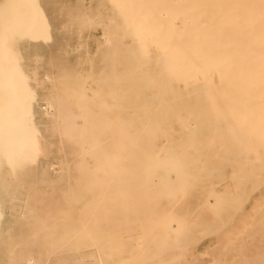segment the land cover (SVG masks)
Listing matches in <instances>:
<instances>
[{"label":"bare ground","instance_id":"bare-ground-1","mask_svg":"<svg viewBox=\"0 0 264 264\" xmlns=\"http://www.w3.org/2000/svg\"><path fill=\"white\" fill-rule=\"evenodd\" d=\"M262 237L264 0H0V264H255Z\"/></svg>","mask_w":264,"mask_h":264},{"label":"rangeland","instance_id":"rangeland-1","mask_svg":"<svg viewBox=\"0 0 264 264\" xmlns=\"http://www.w3.org/2000/svg\"><path fill=\"white\" fill-rule=\"evenodd\" d=\"M262 240H264V237L260 238V242H261ZM244 248H245V249H244ZM244 248H241L242 250H241V249H240V250H241V251H245L244 253H247L248 250H247L246 245H245ZM246 250H247V251H246ZM240 253H241V252H240ZM244 253L242 252L241 255L239 254V258H240V260H242V262L240 261V263H241V264H248V263H249V264H253V263H254L253 260L250 259V258H249L246 254H244ZM241 256H243V257L245 256V257H244V260L242 259L243 257H241ZM246 257H247V258H246ZM245 259L247 260L248 263H246ZM248 259H249V260H248ZM250 260H252V261H250ZM251 262H253V263H251ZM240 263H238V264H240ZM255 264H264V260L260 259V261H257V263H255Z\"/></svg>","mask_w":264,"mask_h":264}]
</instances>
